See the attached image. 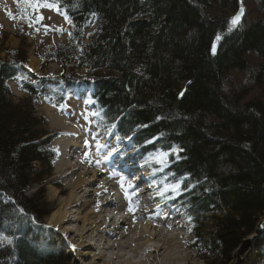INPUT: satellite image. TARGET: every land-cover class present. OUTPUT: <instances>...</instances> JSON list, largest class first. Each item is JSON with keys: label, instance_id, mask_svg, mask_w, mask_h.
<instances>
[{"label": "trees", "instance_id": "obj_1", "mask_svg": "<svg viewBox=\"0 0 264 264\" xmlns=\"http://www.w3.org/2000/svg\"><path fill=\"white\" fill-rule=\"evenodd\" d=\"M35 1L56 5L71 35L38 54L62 66L42 85L21 70L24 48L0 60V239L9 241L0 264L67 263L34 228L50 213L43 190L26 192L52 174L56 158L36 104L43 98L65 112L80 89L139 158L168 152L165 174L186 192L192 235L228 259L264 218V0ZM9 80L33 99L16 103Z\"/></svg>", "mask_w": 264, "mask_h": 264}, {"label": "rangeland", "instance_id": "obj_2", "mask_svg": "<svg viewBox=\"0 0 264 264\" xmlns=\"http://www.w3.org/2000/svg\"><path fill=\"white\" fill-rule=\"evenodd\" d=\"M32 3L39 4L35 0H31ZM25 0H0V60L8 58L9 50H17L24 48L27 53V64L21 67V70L28 74L31 79L30 81L36 82L38 85L45 83L43 78L48 76H57L62 72V66L59 63L51 62L43 64L38 54L45 52H53L55 46L65 45L69 40V33L71 30L70 24L65 19L62 12L55 10L54 8L40 7L37 11L29 9L26 13L30 18H35L37 15L43 16V20L40 23L34 24L32 27L28 26V23L21 19L22 8L20 5L24 4ZM11 12L15 19L9 17L8 13ZM235 13L231 15L233 19ZM97 20L92 19L89 28L87 29V35H91L94 32V26ZM48 26L47 32L45 27ZM63 29V31H57V29ZM36 29H39L37 31ZM86 42L89 39L86 38ZM23 49V50H24ZM71 68L67 69V73L71 72ZM74 73L78 75L86 74L84 69H74ZM53 83V82H52ZM53 84H57L54 82ZM9 90L16 103H21L22 99L30 98L29 95L20 89V82L16 80H9L7 83ZM88 91L81 89L80 91L74 90L70 92L67 101V107L65 112H60L59 109L47 104L43 98L39 103L36 104L38 115L44 118L46 124L44 128L50 132L51 142L48 149L53 151L56 155L52 162V174L47 178L35 184L32 188L28 189L26 194L33 196L40 190L44 192L45 203L49 206V215L44 219L41 227H34L36 230L43 233L44 237L49 240H53L61 247L66 253L67 263L66 264H91L95 262L93 256L99 251L87 250L88 256L79 257L76 260L72 254V245L67 244L61 237L60 231H55L53 227L48 225L49 218L51 215L61 207V203L69 198L70 190L65 187V182L59 179V172L55 163H57L62 154L58 150L54 149L57 146L59 139L65 138V140H72L73 143L77 141L81 148L71 149L70 160L68 161L71 165H74L78 172L77 174L84 173L85 179H93V175H100L99 178L105 183H111L117 185V193L119 198L124 204L122 212L117 216H129V205L130 200L126 197H131V204L135 207L140 203L139 195L143 190L141 189L140 183H144V180H140V174L150 179L151 184L160 185L166 184L169 186L177 185L172 180V176L165 174V169L169 163V154L163 163H158L156 157L158 152L153 155H148L143 158H139V149L133 145L130 137L122 138L115 130H108L105 128L100 121V116L97 113L95 107L86 101ZM95 113L96 115H93ZM51 116L54 120L51 119ZM66 120L71 122L76 130L74 135L63 134L62 132L67 131L69 126ZM43 126V125H42ZM96 137L94 140L93 137ZM101 144H107L108 148H102L97 151L96 141ZM64 141V140H63ZM87 141V145L86 142ZM58 148V147H57ZM117 149L113 156L104 161L102 157L107 154L111 149ZM77 151V152H76ZM88 153L86 156L85 154ZM97 160L101 163L97 164ZM67 161V160H66ZM127 164L134 165L131 171H123V168ZM106 174H102L104 172ZM115 173V174H113ZM73 179V177L69 178ZM123 183V187L121 186ZM138 184L136 187H129L132 184ZM144 188V187H142ZM93 189V187L89 188ZM186 192L179 189L173 193L174 201L168 204L166 211H179L182 215L181 221L185 225L184 232H191L188 237V241L191 243L194 249L189 250L192 256L196 257L197 250L205 256L199 258L200 264H264V218L261 219V224L258 229L251 235L243 239L240 247L234 251L228 259L224 260L219 257H215L211 252L210 247L203 241H198L192 235V227L190 225L189 216L186 213V205L182 200L185 197ZM144 198H151L150 192H147ZM85 200L86 198H81ZM175 207V208H174ZM81 208L74 207L70 211L71 222L69 228L77 230L80 226L75 223V217L79 214ZM126 212V214H125ZM86 212H84L85 214ZM83 214V215H84ZM113 215L116 216L112 212ZM212 224L208 221L205 223L208 230L211 229ZM9 246V241L5 238L0 239V256L6 254V249ZM106 256L110 255L109 251L103 250ZM1 258V257H0ZM96 264H101L100 261L96 260Z\"/></svg>", "mask_w": 264, "mask_h": 264}, {"label": "bare ground", "instance_id": "obj_3", "mask_svg": "<svg viewBox=\"0 0 264 264\" xmlns=\"http://www.w3.org/2000/svg\"><path fill=\"white\" fill-rule=\"evenodd\" d=\"M51 119L54 120L52 116ZM66 123L71 127L62 133L74 135V125L67 120ZM74 147L81 148L77 141L73 143L65 138L59 139L57 146H54L62 154L55 163L58 178L65 182L70 195L51 215L48 225L60 231L65 242L71 244L72 248L74 246L72 254L76 260L88 256L87 250L97 249L99 252L93 256V260L101 264H200L199 258L205 254L197 250L194 257L189 252L194 249L188 241L191 232H184L185 225L179 221L182 219L181 213L173 209L166 211L168 204L174 201L175 191L169 185L152 186L150 201L144 198L147 191H141L140 203L133 207L129 216H117L124 207L117 193L118 186L101 181V176L97 174L91 180L85 179L83 172L77 174L78 169L68 162ZM133 166L127 164L122 168L127 171ZM71 177L73 179H69ZM137 185L132 184L136 188ZM91 187L93 189H89ZM74 207L81 208L75 217V223L80 226L77 230L69 228L70 211ZM103 250L109 251L110 255L106 256Z\"/></svg>", "mask_w": 264, "mask_h": 264}, {"label": "snow or ice", "instance_id": "obj_4", "mask_svg": "<svg viewBox=\"0 0 264 264\" xmlns=\"http://www.w3.org/2000/svg\"><path fill=\"white\" fill-rule=\"evenodd\" d=\"M18 3H19V0H18ZM20 7L22 8L21 19L25 20V21L28 23V26H29V27H32L34 24H36V23H40V21L43 20V16L37 15L34 19H33V18H30L28 15H26V13H27V11H28L29 9H32L33 11H37L40 7H45V8H56L57 6H56V5H53V4H51V3L35 4V3H32L31 0H25V3L22 4V5H20ZM57 10H59V9L57 8ZM242 11H243V9H241V12L238 13L237 16H235V17L232 19L231 23H232L233 25H236V24L239 22L240 17H241V15H242ZM8 15H9L10 18L15 19V17L12 15L11 12H9ZM65 19L67 20L68 23H70V24L72 23V21H71L70 19H68L67 16L65 17ZM44 27H45V32H47V30H48V26H44ZM36 30L39 31V29H36ZM57 31H61V32H62L63 29H62V28H61V29H57ZM69 35H71V34L69 33ZM93 115H96V114L93 113ZM93 139L95 140L96 137L94 136ZM85 143H86V145H87V141H86ZM96 148H97V151H99V150L102 149V148H108V145H107V144H101V143L97 140V141H96ZM116 151H117V149H115V148L111 149L110 151L107 152L106 155H104V156L102 157V159H103L104 161L109 160V159L113 156V154H114ZM85 155L87 156L88 153H86ZM166 157H167V153H159L158 156L156 157L157 162H158V163H163L164 160L166 159ZM100 163H101V161H100V160H97V164H100ZM113 174H115V173H113ZM121 186L123 187V183H122ZM129 187H133V186H132V185H129ZM169 187H171V189H172L173 191H177V190L179 189V184H177V185H172V186H169ZM98 195H99V194H98ZM126 197L129 198V200H130L129 211H133L134 209H133V206H132V204H131V197L128 196L127 192H126ZM189 219H191V218H189ZM73 248H74V246H73Z\"/></svg>", "mask_w": 264, "mask_h": 264}, {"label": "water", "instance_id": "obj_5", "mask_svg": "<svg viewBox=\"0 0 264 264\" xmlns=\"http://www.w3.org/2000/svg\"><path fill=\"white\" fill-rule=\"evenodd\" d=\"M241 9H243V11H242V15H241V17H240V20H239V22L241 21V19H242L243 15H244V13H245V10H244V8H241ZM241 9H240V10H239V11L236 13V15H235V16H237V14L241 12ZM235 16H234V17H235ZM239 22H238V23H239ZM238 23H237V24H238ZM215 50H216V49H215V47H214V52H216Z\"/></svg>", "mask_w": 264, "mask_h": 264}]
</instances>
